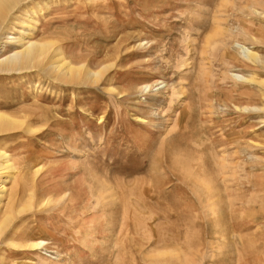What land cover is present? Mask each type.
I'll return each mask as SVG.
<instances>
[{
    "label": "rangeland",
    "instance_id": "374dc122",
    "mask_svg": "<svg viewBox=\"0 0 264 264\" xmlns=\"http://www.w3.org/2000/svg\"><path fill=\"white\" fill-rule=\"evenodd\" d=\"M20 5L1 55L30 7L35 40L108 68L88 85L0 72V111L33 131L0 134V217L25 208L0 264H264V0Z\"/></svg>",
    "mask_w": 264,
    "mask_h": 264
},
{
    "label": "bare ground",
    "instance_id": "6f19581e",
    "mask_svg": "<svg viewBox=\"0 0 264 264\" xmlns=\"http://www.w3.org/2000/svg\"><path fill=\"white\" fill-rule=\"evenodd\" d=\"M23 1L25 0H0V33L3 31V29H5V24L7 23L8 17L11 16L15 9L21 6L20 4ZM31 9L32 8L29 7L23 11V14H25L26 17L23 21H20V24L26 26L27 30L21 31L20 35L16 37L10 35L5 37L6 42L8 44H13L15 48L8 53H4L2 55L0 54V72L13 73L28 70H41L43 73H45V75L51 77L54 81L75 85L80 83L88 85V82L95 83L100 80V78L104 75L102 73H105L104 71H106L108 66L103 65L96 70H91L86 64H76V62L73 63L71 60L66 58L62 54V50H60L58 46H55L56 42L54 43L47 39L35 40L33 38L34 24H36V19L34 20L32 15L30 16L28 14ZM37 9L39 8L37 7ZM236 45L242 50L244 57L247 60L252 63L259 61L257 55L254 52L239 44ZM2 51L3 46L0 47V53ZM262 65L264 66V62ZM235 76L241 80L250 81V79L241 75ZM258 84L261 87H264V79L260 80ZM262 109H264V107ZM23 122L24 121L15 117V115L12 116L6 112L0 111V134L18 129H21L26 133H32L33 131L30 127L31 125H24ZM13 166L14 165L11 164L9 154H7L3 147H0V210L2 209V202L6 193L5 183L14 170ZM24 209L25 208L22 207L15 209L13 206V200L8 201L0 217V237L3 236L10 223L13 222L12 220H14V214L23 213ZM6 242L12 243L9 239H7ZM43 244L44 243L42 241H37V243L33 244L32 246H41ZM152 260L154 259L152 258ZM164 262L166 263V261Z\"/></svg>",
    "mask_w": 264,
    "mask_h": 264
}]
</instances>
